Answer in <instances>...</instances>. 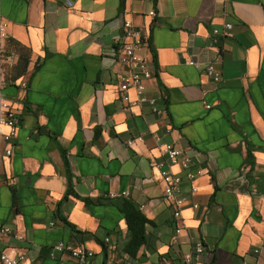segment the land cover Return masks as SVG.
<instances>
[{
	"label": "crops",
	"instance_id": "0c3cea01",
	"mask_svg": "<svg viewBox=\"0 0 264 264\" xmlns=\"http://www.w3.org/2000/svg\"><path fill=\"white\" fill-rule=\"evenodd\" d=\"M0 10V78L20 119L12 156L0 157V223L34 241L7 237L6 250L26 248L25 264H79L48 257L64 240L94 252L89 264H185L202 243L193 264H264V0H0ZM126 21L153 74L133 110L117 91ZM218 57L216 84L206 68ZM20 80L25 92L10 85ZM161 144L205 172L191 182L169 169L187 197L180 220L153 169ZM124 200L148 220L134 259Z\"/></svg>",
	"mask_w": 264,
	"mask_h": 264
},
{
	"label": "built area",
	"instance_id": "2783aa9c",
	"mask_svg": "<svg viewBox=\"0 0 264 264\" xmlns=\"http://www.w3.org/2000/svg\"><path fill=\"white\" fill-rule=\"evenodd\" d=\"M148 16L154 18L156 13L154 10L149 11ZM124 28V46L123 53L120 55L119 60L125 66V71L120 77V83L117 87L118 93H120L123 103L128 106L129 110L135 109L140 103L146 102L147 98L144 95L146 84L152 79V71L148 67V62L141 55V50L144 47V38L140 30L130 21H126L123 25ZM226 38H233L234 34L231 31V25H225ZM214 34H218V30L213 31ZM8 35V25L2 18V12L0 10V40L6 39ZM3 61L7 64H13L15 57L4 56ZM222 62V57H218L216 63L209 64L206 68L208 75L214 83H219L222 77L221 71L216 67L217 63ZM191 66L194 62L189 63ZM9 85V82L2 76L0 78V157L9 159L13 154L12 146H8L13 140L18 137V129L20 126V119L12 109L5 89ZM10 85L18 87L20 92H25L28 88L27 80H20L16 83L10 82ZM135 91L136 99H131L129 96L130 91ZM149 104L154 111L156 110V101L150 100ZM209 108V107H208ZM160 112V111H158ZM142 142V138H131L127 141V145L132 146L135 141ZM160 153L162 160L154 164L155 173L163 180L167 185L163 191V198L171 201L173 216L176 220L181 219V208L187 201L182 189V178L174 175L170 172V168H179L181 170L189 171L187 179L191 182L200 178L205 174L204 170H193L194 163L191 157H189L183 149H180L173 144H161ZM3 179L0 178V182ZM191 194H197L198 188L192 187L190 189ZM109 199H128L130 193L123 192L119 195L110 194ZM194 208H197V204H193ZM54 225V223H52ZM182 229L177 227L176 234H180ZM14 236L19 242L32 246L34 241L32 238L25 236L24 234L16 233L12 227L7 224L0 223V264H25L26 262V248L20 250H6L4 248L5 238ZM105 243H109V239H105ZM205 248L202 243H198L192 253L184 257L185 264H193L198 262L200 257L204 254ZM48 257L52 260H57L62 257H68L71 260L76 261L79 264H89L95 257V253L89 250H85L78 246H73L67 241H59L51 246ZM164 264V263H159Z\"/></svg>",
	"mask_w": 264,
	"mask_h": 264
},
{
	"label": "trees",
	"instance_id": "16d2710c",
	"mask_svg": "<svg viewBox=\"0 0 264 264\" xmlns=\"http://www.w3.org/2000/svg\"><path fill=\"white\" fill-rule=\"evenodd\" d=\"M121 212L127 223L128 242L125 245V253L134 259L142 246L146 243L145 225L146 217L129 201L121 203Z\"/></svg>",
	"mask_w": 264,
	"mask_h": 264
}]
</instances>
